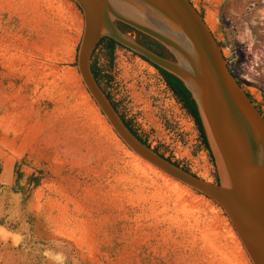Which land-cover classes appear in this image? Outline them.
I'll list each match as a JSON object with an SVG mask.
<instances>
[{
  "label": "rangeland",
  "instance_id": "1",
  "mask_svg": "<svg viewBox=\"0 0 264 264\" xmlns=\"http://www.w3.org/2000/svg\"><path fill=\"white\" fill-rule=\"evenodd\" d=\"M190 2L264 116V0ZM81 25L70 0H0V225L16 237L0 238V264H247L211 202L107 128L75 73ZM112 55L99 46L90 60L118 111L151 148L214 179L159 72L125 47Z\"/></svg>",
  "mask_w": 264,
  "mask_h": 264
},
{
  "label": "water",
  "instance_id": "2",
  "mask_svg": "<svg viewBox=\"0 0 264 264\" xmlns=\"http://www.w3.org/2000/svg\"><path fill=\"white\" fill-rule=\"evenodd\" d=\"M81 17L75 73L119 143L165 179L211 202L247 264H264V117L229 71L218 41L190 0H70ZM119 24L161 45L160 56ZM107 37L176 77L190 93L216 176L199 177L154 152L124 125L90 70ZM0 238L16 237L0 225Z\"/></svg>",
  "mask_w": 264,
  "mask_h": 264
},
{
  "label": "trees",
  "instance_id": "3",
  "mask_svg": "<svg viewBox=\"0 0 264 264\" xmlns=\"http://www.w3.org/2000/svg\"><path fill=\"white\" fill-rule=\"evenodd\" d=\"M200 14V13H199ZM201 15V14H200ZM202 16V15H201ZM119 28L123 31H127V30H132L130 29L128 26L119 24ZM142 39L141 40H137L140 44L146 46L147 48H149L150 50L156 52L158 55L160 56H168V54L166 53L165 49L157 44L154 41H151L150 39L146 38L144 35H141ZM99 46L103 47L104 50L109 54V63L110 65L112 64V60H113V50L116 46L119 47H123L120 44L116 43L114 40L109 39L107 37H102L101 39H99V41L97 42L96 46L94 47L90 58H92V54L94 52V50H96ZM143 60H145L143 57H141ZM146 61V60H145ZM148 62V61H147ZM149 63V62H148ZM150 65H152L161 75L166 87L169 89V91L172 93V95L174 96V98L179 102L181 108L184 109V111L186 112V114H188L191 119L193 120V123L195 124L196 130L198 132V137L202 143V145L204 146V148L208 151V154L210 155V152L208 150V145L206 142V138H205V134L198 116V112L195 106V103L193 101V99L190 96V93L188 92V90L184 87V85L181 83L180 80H178L176 77H174L173 75L169 74L168 72L164 71L163 69L149 63ZM229 71L233 74L234 78L236 79L235 74L233 73V70L228 68ZM90 70L92 72V75L95 79V81L97 82V84L100 86V79L101 78H109V75H107L106 73H104L102 71V69L98 66L97 62L93 59L90 60ZM237 83L242 86L239 81L241 83H243V81L240 79L239 81L236 79ZM101 90L104 92L105 96L109 99L111 105L113 106L114 110L117 112L118 116L120 117L121 121L124 123V125L128 128V130L139 140L141 141L143 144H145L147 147H150L148 145V143L145 141V139H143L138 133L137 131L133 128V126L131 125L130 120L126 119L122 113H120L117 109L116 104L111 100V98L109 97V95L103 90V88L100 86ZM263 91V98H264V89L262 88ZM247 94V93H246ZM247 96L249 97V99L251 100L250 96L247 94ZM252 101V100H251ZM253 102V101H252ZM257 108V106H255ZM257 110L259 111V109L257 108ZM260 112V111H259ZM261 113V112H260ZM264 117V116H263ZM152 150L156 153H158L159 155L163 156L156 148H152ZM211 157V155H210ZM165 159H167L168 161H171L169 157H165ZM212 159V157H211ZM173 164L179 166L178 163L172 161ZM14 167H16V164L14 165ZM181 168H183L186 171H189L187 168L181 166ZM16 171V170H15ZM17 172V176L16 179H18L20 177V172ZM31 178L34 179V177L31 175L29 177V181L31 180Z\"/></svg>",
  "mask_w": 264,
  "mask_h": 264
},
{
  "label": "flooded vegetation",
  "instance_id": "4",
  "mask_svg": "<svg viewBox=\"0 0 264 264\" xmlns=\"http://www.w3.org/2000/svg\"><path fill=\"white\" fill-rule=\"evenodd\" d=\"M222 31H223V35L226 36V34H227L228 32H227V28L225 27V24H224V26L222 27ZM227 66H228V68L232 69V68H231V65H228V64H227ZM233 73H234V72H233ZM235 76H236V79L239 81L240 78H238V76H237L236 74H235ZM239 83H240L241 85H243V83H241L240 81H239ZM246 93H247V91H246ZM247 94H248V93H247ZM249 96H250V95H249ZM14 165H15V164H14ZM15 170H16V169H15ZM15 170H14V172H15V174H16V176H17V172H16L17 170H16V171H15ZM20 175H21V174H20ZM18 179H19V178H18Z\"/></svg>",
  "mask_w": 264,
  "mask_h": 264
},
{
  "label": "crops",
  "instance_id": "5",
  "mask_svg": "<svg viewBox=\"0 0 264 264\" xmlns=\"http://www.w3.org/2000/svg\"><path fill=\"white\" fill-rule=\"evenodd\" d=\"M78 10V9H77ZM79 12V11H78ZM80 14V13H79Z\"/></svg>",
  "mask_w": 264,
  "mask_h": 264
}]
</instances>
